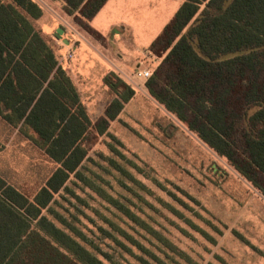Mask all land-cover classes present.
<instances>
[{"label": "rangeland", "instance_id": "rangeland-1", "mask_svg": "<svg viewBox=\"0 0 264 264\" xmlns=\"http://www.w3.org/2000/svg\"><path fill=\"white\" fill-rule=\"evenodd\" d=\"M36 1L43 15L34 25L72 69L92 104L93 123L115 97L103 86L107 71L117 70L136 91L90 146L81 176H72L51 204L82 232L79 240L107 264H264V195L156 101L138 76L162 62L149 48L186 0H109L90 21L99 36L68 19L63 3ZM70 49L72 59L62 58ZM56 167L0 118L2 177L32 198Z\"/></svg>", "mask_w": 264, "mask_h": 264}, {"label": "trees", "instance_id": "trees-1", "mask_svg": "<svg viewBox=\"0 0 264 264\" xmlns=\"http://www.w3.org/2000/svg\"><path fill=\"white\" fill-rule=\"evenodd\" d=\"M59 1L100 35L90 21L108 0ZM42 15L36 0H0V116L57 164L32 198L0 175V264H107L51 204L136 91L107 74L115 97L93 123L33 24ZM149 50L164 56L146 81L149 94L264 195V0H186Z\"/></svg>", "mask_w": 264, "mask_h": 264}, {"label": "crops", "instance_id": "crops-1", "mask_svg": "<svg viewBox=\"0 0 264 264\" xmlns=\"http://www.w3.org/2000/svg\"><path fill=\"white\" fill-rule=\"evenodd\" d=\"M52 1H57V2H60V3H62L61 1H59V0H52ZM109 1V0H108ZM107 1V2H108ZM107 4V3H106ZM105 4V5H106ZM62 6H63V4H61ZM105 5L103 6V8L105 7ZM102 8V9H103ZM101 9V10H102ZM62 10H63V8H62ZM100 10V11H101ZM64 11V10H63ZM99 11V12H100ZM98 12V13H99ZM97 13V14H98ZM67 17H68V19H72V17H70V16H68V15H66ZM97 16V15H96ZM95 16V17H96ZM94 17V18H95ZM93 18V19H94ZM92 19V20H93ZM91 20V21H92ZM34 21V20H33ZM33 24H34V22H33ZM35 26V25H34ZM36 28V27H35ZM93 28V27H92ZM94 29V28H93ZM95 31H97L98 32V30H96V29H94ZM40 32V31H39ZM40 34H41V32H40ZM42 35V34H41ZM102 36V35H101ZM42 37L46 40V42L49 44V46L52 48V50L54 51V53H55V55H56V57H57V54H56V50H55V48L53 47V46H51V43H50V41H49V39H47L45 36H43L42 35ZM103 37V36H102ZM64 39V38H63ZM67 44H69L70 46H72L71 44V41H65ZM56 46H58L57 44H55ZM70 52H71V49L66 53V55H64V56H61L62 58H64V59H68V60H71L72 59V57H73V54H72V56L70 57ZM68 54V55H67ZM58 58V57H57ZM58 61H59V58H58ZM61 61V60H60ZM59 61V64L60 65H62L65 69H66V71H67V73L69 74V76L71 77V79H72V81H73V83H74V85L76 86V88H77V90H78V93H79V95H80V98H81V101H82V103L84 104V106L86 107V110H87V112H88V114H89V112L90 111H92V107H91V105H89L88 104V100H86L85 99V95H84V92H83V90L81 89V84H79V82L76 80V78L74 77V75H73V73H72V69L71 68H69V67H66L64 64H63V62H60ZM63 61V60H62ZM110 72H115V73H119L117 70H110V71H107L106 73H105V75L103 76V86H105V89H106V91L107 92H109V93H111V89L107 86V85H105V83H104V78H105V76L107 75V74H109ZM138 76H139V74H138ZM141 77V76H140ZM114 93V92H113ZM97 100V99H96ZM95 103H97L96 101L94 102V104ZM110 103V102H109ZM95 106V105H94ZM90 116V115H89ZM0 118L8 125V126H10V127H12V128H15L14 126H12L11 124H9L7 121H5L1 116H0ZM91 118V117H90Z\"/></svg>", "mask_w": 264, "mask_h": 264}, {"label": "built area", "instance_id": "built-area-1", "mask_svg": "<svg viewBox=\"0 0 264 264\" xmlns=\"http://www.w3.org/2000/svg\"><path fill=\"white\" fill-rule=\"evenodd\" d=\"M139 76L144 77L145 79H149L153 75V71L150 69H144L139 71Z\"/></svg>", "mask_w": 264, "mask_h": 264}, {"label": "water", "instance_id": "water-1", "mask_svg": "<svg viewBox=\"0 0 264 264\" xmlns=\"http://www.w3.org/2000/svg\"><path fill=\"white\" fill-rule=\"evenodd\" d=\"M62 34H63V30L60 29V30L57 31V36H58V37H61Z\"/></svg>", "mask_w": 264, "mask_h": 264}]
</instances>
